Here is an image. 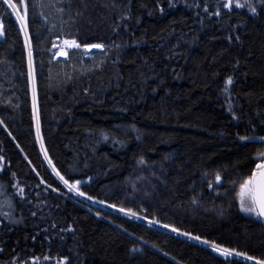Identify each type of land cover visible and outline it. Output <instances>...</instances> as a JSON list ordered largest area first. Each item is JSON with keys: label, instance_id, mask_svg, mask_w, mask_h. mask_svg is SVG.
Masks as SVG:
<instances>
[{"label": "trees", "instance_id": "1", "mask_svg": "<svg viewBox=\"0 0 264 264\" xmlns=\"http://www.w3.org/2000/svg\"><path fill=\"white\" fill-rule=\"evenodd\" d=\"M35 1L23 35L0 0V264L264 261L239 198L264 149V0ZM59 38L102 50L62 60Z\"/></svg>", "mask_w": 264, "mask_h": 264}, {"label": "rangeland", "instance_id": "2", "mask_svg": "<svg viewBox=\"0 0 264 264\" xmlns=\"http://www.w3.org/2000/svg\"><path fill=\"white\" fill-rule=\"evenodd\" d=\"M53 0H36L35 2V6H37L38 8H44V9H49L50 4L52 3ZM2 2L6 5V7H8V9L10 10V12L12 13L13 17L15 18L17 25L19 27V29L21 30L22 34L24 35V29H25V19H26V14H27V6L25 3V0H21V9L17 6H15L12 2V5H14V7H10L8 3H5V0H2ZM226 4L229 2V0H225ZM241 4V0H231V5L233 6H240ZM20 17H23V20L20 19ZM0 36H1V29H0ZM102 48V46H101ZM51 50L53 51V55L56 58H60V59H65L66 58V51L67 50H76L79 55H82L83 58H90L91 57V52H90V46H77L75 43H73L72 40H67V39H54L52 41V47ZM63 56V57H62ZM28 86H29V95H30V100L32 101V104H34L35 102V83H34V77L32 74V71L29 72V78H28ZM261 153H264V149ZM260 153V154H261ZM258 158H260L258 161H261L264 156L258 155ZM257 161V162H258ZM59 180L61 181L62 185L68 189L65 184L63 183V181L59 178ZM69 190V189H68ZM241 190V188H240ZM239 190V191H240ZM73 195L78 196V197H82L81 195H78L76 192L74 191H70ZM85 199V198H84ZM87 201V200H86ZM92 205H97L98 207H102L104 209H109L108 207H110V209L114 210V212H118L121 213L123 211H121L120 209L117 208H113L111 206L105 205L103 203H98L96 204L95 202H89ZM108 206V207H107ZM0 212L2 213V215L4 217H6L9 214V211L7 209L6 206V202L5 199L3 200L2 197H0ZM125 213V212H123ZM127 214V213H126ZM130 215V214H129ZM137 221H140L144 224H147L148 226L151 227H155L156 229L165 231V232H170V233H176V231H173V229L169 226L165 227V225L163 224H156L155 222L145 218V217H135V216H129ZM221 249V248H220ZM230 257H236V258H241L244 260H247L249 262H252V260L240 257V256H236L234 253L232 256ZM256 263V262H254Z\"/></svg>", "mask_w": 264, "mask_h": 264}, {"label": "snow or ice", "instance_id": "3", "mask_svg": "<svg viewBox=\"0 0 264 264\" xmlns=\"http://www.w3.org/2000/svg\"><path fill=\"white\" fill-rule=\"evenodd\" d=\"M5 3H8L10 7H14L12 5L11 0H5ZM225 7L231 6V0L227 4L224 5ZM239 6V5H238ZM255 11V9H253ZM23 20V17H20ZM74 43V42H73ZM92 47H100L99 45H92ZM228 83H231V78H229ZM241 139H247L246 137H241ZM260 139L264 140V137ZM264 156V153L259 154ZM59 175V173H57ZM60 179L63 181L65 186L69 189V191H74L78 195L83 196L84 193L79 191V181L75 184H69L67 180L64 179L63 176H60ZM217 181L220 180V177H216ZM240 198V208L244 212H255L258 216H264V163L256 164L255 170L249 176L248 180L241 185V191L239 193ZM91 199V197H88ZM123 211V209H121ZM135 215V213H132ZM167 227V225H165ZM173 231H177L173 229ZM194 239H199V237H193ZM203 243L207 244L208 241H203ZM214 251L221 252L226 258L233 255V251L228 249H220L219 246L213 244L212 245ZM236 256H245L246 259L252 260L253 257L246 256L244 253L235 252ZM257 264H264V261H257Z\"/></svg>", "mask_w": 264, "mask_h": 264}, {"label": "water", "instance_id": "4", "mask_svg": "<svg viewBox=\"0 0 264 264\" xmlns=\"http://www.w3.org/2000/svg\"><path fill=\"white\" fill-rule=\"evenodd\" d=\"M95 45H99V44H95ZM100 46V45H99ZM102 50V48H101V46L100 47H92L91 46V48H90V51L91 52H100ZM261 142H263L264 143V140H262L261 139ZM258 163H264V158L261 160V161H258V162H256V164H258ZM256 164H255V166H254V169H253V171L255 170V168H256ZM252 171V172H253ZM252 172H251V174H252ZM250 174V175H251ZM248 180V179H247ZM77 181H79V189L83 186V185H85V184H87L88 182H89V178H87V179H85V180H77ZM77 181H75L73 184H75ZM241 191V190H240ZM240 191H239V193H240ZM255 213V212H254ZM255 216H256V219L259 221V223L262 225V226H264V216H258L256 213H255ZM214 254L215 255H217L218 257H220V258H222V259H226V257L224 256V255H222L221 254V252H219V251H214Z\"/></svg>", "mask_w": 264, "mask_h": 264}, {"label": "flooded vegetation", "instance_id": "5", "mask_svg": "<svg viewBox=\"0 0 264 264\" xmlns=\"http://www.w3.org/2000/svg\"><path fill=\"white\" fill-rule=\"evenodd\" d=\"M33 263H34V261H33V259H31V260H30V264H33Z\"/></svg>", "mask_w": 264, "mask_h": 264}, {"label": "built area", "instance_id": "6", "mask_svg": "<svg viewBox=\"0 0 264 264\" xmlns=\"http://www.w3.org/2000/svg\"><path fill=\"white\" fill-rule=\"evenodd\" d=\"M0 39H1V36H0ZM63 57V56H62Z\"/></svg>", "mask_w": 264, "mask_h": 264}]
</instances>
